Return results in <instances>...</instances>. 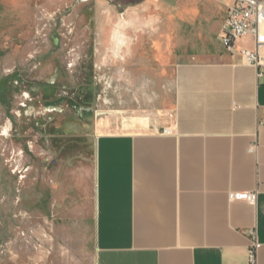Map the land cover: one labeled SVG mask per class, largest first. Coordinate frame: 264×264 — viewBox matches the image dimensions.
I'll return each instance as SVG.
<instances>
[{"label": "crops", "instance_id": "obj_1", "mask_svg": "<svg viewBox=\"0 0 264 264\" xmlns=\"http://www.w3.org/2000/svg\"><path fill=\"white\" fill-rule=\"evenodd\" d=\"M95 1L96 12H124L119 29L134 33L107 62L127 82L117 95L128 105L113 113L129 124L93 125L89 201L57 203L70 246L41 244L38 227L7 245L0 264H250L253 230L264 264V79L221 42L231 1ZM39 11L40 0H0L4 15ZM17 23L0 18V81L23 60ZM231 192H257L256 203L230 201Z\"/></svg>", "mask_w": 264, "mask_h": 264}, {"label": "rangeland", "instance_id": "obj_2", "mask_svg": "<svg viewBox=\"0 0 264 264\" xmlns=\"http://www.w3.org/2000/svg\"><path fill=\"white\" fill-rule=\"evenodd\" d=\"M95 3L40 0L39 12L0 13L23 30L22 63L8 65L0 81V258L10 243L30 241L38 227L41 244L70 246L67 226L57 223L64 216L57 203L89 201L92 151L85 142L93 125L129 124L128 114L113 113L120 103L128 105L127 95H117L126 94L127 82L113 80L107 62L134 33L119 29L124 12H96ZM81 247L90 263V232Z\"/></svg>", "mask_w": 264, "mask_h": 264}, {"label": "built area", "instance_id": "obj_3", "mask_svg": "<svg viewBox=\"0 0 264 264\" xmlns=\"http://www.w3.org/2000/svg\"><path fill=\"white\" fill-rule=\"evenodd\" d=\"M230 1L226 9L221 42L230 54L238 53L246 65L253 67L258 79H264V0ZM239 40H250L252 46L238 50L235 43ZM164 133H169V130L164 129ZM228 199L254 205L257 192H231L228 194ZM250 234L252 244L247 250V260L250 264H256L260 243L255 230Z\"/></svg>", "mask_w": 264, "mask_h": 264}]
</instances>
